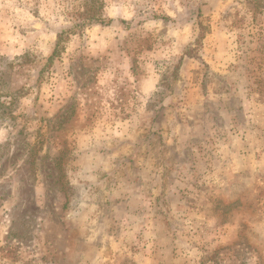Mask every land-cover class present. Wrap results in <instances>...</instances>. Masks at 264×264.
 Returning <instances> with one entry per match:
<instances>
[{"label": "rangeland", "instance_id": "1", "mask_svg": "<svg viewBox=\"0 0 264 264\" xmlns=\"http://www.w3.org/2000/svg\"><path fill=\"white\" fill-rule=\"evenodd\" d=\"M0 264H264V0H0Z\"/></svg>", "mask_w": 264, "mask_h": 264}, {"label": "crops", "instance_id": "2", "mask_svg": "<svg viewBox=\"0 0 264 264\" xmlns=\"http://www.w3.org/2000/svg\"><path fill=\"white\" fill-rule=\"evenodd\" d=\"M198 105H196V107H197ZM205 108H206V106L203 104V102L202 103H200L199 104V107L198 108H195L193 111H195L196 113H199L200 115H198L199 117L201 116V115H205V113H206V111H205ZM127 125V127H129V126H131V124H129V123H127L126 124ZM158 131V126H157V124L156 123H153V121H151L150 123H149V126H148V130H147V132H146V134L147 133H149V131ZM192 131V130H191ZM135 138H134V141H133V143H135L136 141L138 142V141H142V140H140V139H142V135H140V133L141 132H139L138 133V130H135ZM236 133V131H232V127L231 128H229V134H230V139L232 140V139H234L235 141L238 139V136H237V134H235ZM166 134H168V133H166ZM233 134H235V135H233ZM143 138H145L146 139V135H144L143 136ZM164 141L165 142H169V139H168V137L166 136V139H164ZM234 147H237V146H234ZM234 147H233V151H232V154L234 153V155L237 153V149H234ZM153 157V156H152ZM155 158V157H154ZM146 165H147V163H146ZM145 166V165H144ZM143 169V168H142ZM158 176V175H157ZM154 177L156 178V179H158L155 175H154ZM134 199V198H133ZM133 199H131L130 197H128L127 199H126V203L124 202V201H120V199H117V200H115V202L113 203V204H134L133 203Z\"/></svg>", "mask_w": 264, "mask_h": 264}, {"label": "trees", "instance_id": "3", "mask_svg": "<svg viewBox=\"0 0 264 264\" xmlns=\"http://www.w3.org/2000/svg\"><path fill=\"white\" fill-rule=\"evenodd\" d=\"M97 21V20H96Z\"/></svg>", "mask_w": 264, "mask_h": 264}]
</instances>
